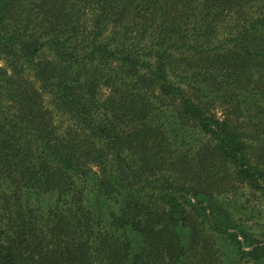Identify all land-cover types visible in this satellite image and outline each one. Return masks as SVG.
Instances as JSON below:
<instances>
[{"label": "trees", "instance_id": "16d2710c", "mask_svg": "<svg viewBox=\"0 0 264 264\" xmlns=\"http://www.w3.org/2000/svg\"><path fill=\"white\" fill-rule=\"evenodd\" d=\"M232 171L264 189V0H0V264H263Z\"/></svg>", "mask_w": 264, "mask_h": 264}, {"label": "rangeland", "instance_id": "374dc122", "mask_svg": "<svg viewBox=\"0 0 264 264\" xmlns=\"http://www.w3.org/2000/svg\"><path fill=\"white\" fill-rule=\"evenodd\" d=\"M260 103H262L261 99L255 98L252 100L253 106ZM194 132L196 130L193 129V136L196 137ZM230 179L229 191L223 199L236 226L246 234V237L240 235L238 240L242 245V249L247 250L250 247L249 243L255 245L264 242V189L260 185L256 188L249 182L240 181L234 176V171H232ZM229 232H234V230H229ZM228 248L237 264H251L238 250L237 245L228 244ZM218 254H220V251Z\"/></svg>", "mask_w": 264, "mask_h": 264}]
</instances>
